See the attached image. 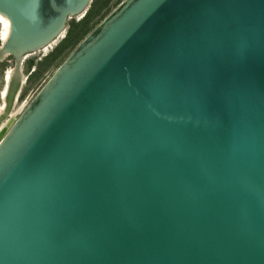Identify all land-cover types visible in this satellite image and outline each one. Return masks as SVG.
<instances>
[{
    "label": "water",
    "instance_id": "obj_1",
    "mask_svg": "<svg viewBox=\"0 0 264 264\" xmlns=\"http://www.w3.org/2000/svg\"><path fill=\"white\" fill-rule=\"evenodd\" d=\"M89 1L0 0L6 107ZM0 264H264V0L99 22L0 138Z\"/></svg>",
    "mask_w": 264,
    "mask_h": 264
},
{
    "label": "rangeland",
    "instance_id": "obj_2",
    "mask_svg": "<svg viewBox=\"0 0 264 264\" xmlns=\"http://www.w3.org/2000/svg\"><path fill=\"white\" fill-rule=\"evenodd\" d=\"M121 1L90 0L83 13L72 14L65 20L63 33L60 36L49 44L30 51L22 57L17 69L18 79L22 83L19 85L15 100L11 101V104L6 107L5 97L3 100L0 97V122L5 124L0 131L1 135L5 133L8 126L25 108V105L30 102L37 91L44 85L57 66ZM3 31L4 29H2L0 22V37ZM14 67L15 57L13 54H4L0 57V92L3 85H5L4 76L6 72L9 73V78H11Z\"/></svg>",
    "mask_w": 264,
    "mask_h": 264
},
{
    "label": "bare ground",
    "instance_id": "obj_3",
    "mask_svg": "<svg viewBox=\"0 0 264 264\" xmlns=\"http://www.w3.org/2000/svg\"><path fill=\"white\" fill-rule=\"evenodd\" d=\"M82 12H78V13H76V14H81ZM0 22H1V25H2V29H4V31H3V33H1V40H0V43H1V41H3V39L5 38V36H6V32H7V30H8V27H9V21H8V19H7V17L6 16H4L3 14H1L0 13ZM63 33V30L57 35V37L58 36H60L61 34ZM56 37V38H57ZM55 38V39H56ZM54 39V40H55ZM52 42V41H51ZM47 45V44H46ZM43 46H45V45H43ZM40 47H42V46H40ZM23 57V56H22ZM22 59V58H21ZM11 72H12V70H11ZM8 72H6V74H5V76H4V80L6 81V83L8 82V78H9V76H8ZM22 83V82H21ZM5 88H6V84L5 85H3V88L1 89V92H0V97H1V99L3 100V98H4V96H5ZM15 98H16V96L13 98V100L12 101H14L15 100ZM13 103V102H12ZM11 104V103H10ZM23 104V103H22ZM3 105V104H2ZM26 106V105H25ZM0 109H1V107H0ZM24 109V108H23ZM22 112V111H21ZM7 113V112H6ZM10 114H11V112H10ZM20 114V113H19ZM12 115V114H11ZM5 126V124H3V123H1L0 122V131L3 129V127ZM10 126V125H9ZM8 126V127H9ZM3 135V134H2ZM1 133H0V138H1Z\"/></svg>",
    "mask_w": 264,
    "mask_h": 264
}]
</instances>
